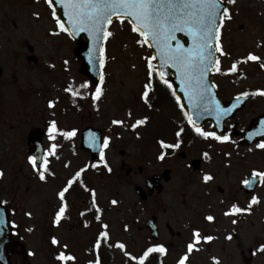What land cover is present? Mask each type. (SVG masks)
Wrapping results in <instances>:
<instances>
[{
    "label": "rangeland",
    "instance_id": "rangeland-1",
    "mask_svg": "<svg viewBox=\"0 0 264 264\" xmlns=\"http://www.w3.org/2000/svg\"><path fill=\"white\" fill-rule=\"evenodd\" d=\"M227 7L233 17L222 29V43L228 55L219 56L223 74L215 72L212 81L220 99L228 104L246 91H264V67H261L264 62V0H236ZM110 31L114 36L108 38L104 50V81L100 85L104 94L97 101L96 110L89 106L91 109L77 114L72 111L74 98L64 86L85 94L87 89L93 93L95 86L80 73L81 62L74 55L76 44L69 35L64 32L53 35L59 29L52 8L46 0H0V67L4 70L0 80V148L8 147L19 132L27 133L34 125L32 119L48 120L56 111L68 110V130L80 136L82 130L93 127L103 131L104 138H110L104 153L113 173L98 176L89 172L85 176L95 190V204L114 210L107 219L112 225L113 241L128 244L132 253L141 247V235L138 234V238L128 229L126 215L119 211L145 205V222L157 216L160 234L159 242L154 244L145 232V250L163 245L167 249L164 264H178L186 254L185 264H217V261L219 264H264V253L258 251L264 244V183L260 182L256 192L249 196L240 190L254 170L264 171V149L257 148V144L243 145L241 138L232 134L224 143L199 136L187 150H182V144L179 149L162 148L160 141L177 142L174 130L182 121L180 111L176 105L175 109L162 106L161 110H148L150 105L146 106L142 93L148 82L145 58L152 52L149 47L136 43L139 37L131 32L127 22L120 25L116 21ZM28 45L34 47V54L29 53ZM249 53L260 56L261 61L244 62ZM31 55L36 56L37 64L28 61ZM238 61L237 73L241 77L234 82L227 74ZM85 82L90 87L79 88ZM149 95L148 104L155 100L151 91ZM252 96L253 100L243 111L226 123L229 132L236 128L241 133L254 118L264 116V95L252 93ZM50 101L54 102V107H49ZM21 118L28 121L20 123ZM142 118H146L147 123L133 128L135 121ZM114 120H121L123 124H113ZM203 129L212 131L211 124ZM79 145L76 142L66 150L62 159L66 169L62 167L63 173L55 176L51 192L37 199H32L31 194L22 195L11 207L12 221L19 229L16 240L23 246V254L14 258L13 264H69L51 254L44 236L51 228H55L53 232L58 241L55 253L65 251L75 256L71 264L93 262L77 253L79 239L88 241L89 235L75 231L68 234L69 222L55 223L56 213L62 206L57 187L62 188L61 183L65 187L90 161V156L80 151ZM121 151L128 154L127 165L135 169L129 177L117 168ZM166 151L175 154L170 157ZM179 152L187 153L188 158L178 159ZM161 154H165L164 160L159 159ZM193 159L203 160L200 172L192 171L189 162ZM139 168L143 169L142 174ZM166 169L172 171V180L164 185L163 193L142 203L134 189L144 188L147 178L161 175ZM205 175H212L213 180L206 183ZM253 196L259 203L253 205L250 212L225 215L233 205L247 208ZM0 199L6 206L15 200L3 192ZM113 200L117 203L113 204ZM69 203L73 205L74 200L70 199ZM209 215L215 217L214 221L206 219ZM233 220L237 223L233 224ZM197 230L214 239L195 244L193 233ZM229 235L231 240L227 238ZM189 243L195 244L198 250L187 253ZM110 260L108 264H124V259L118 255Z\"/></svg>",
    "mask_w": 264,
    "mask_h": 264
},
{
    "label": "snow or ice",
    "instance_id": "snow-or-ice-1",
    "mask_svg": "<svg viewBox=\"0 0 264 264\" xmlns=\"http://www.w3.org/2000/svg\"><path fill=\"white\" fill-rule=\"evenodd\" d=\"M46 3L52 8V16L56 21V26L59 32H54L53 35H59L60 32H64L69 36L78 35L81 32H86L92 40V49L89 52L88 60L90 63H99L100 67L104 66V48L103 42L108 38L113 37L114 33L109 30L110 26L115 20L119 21L120 25H124L126 22L130 25L132 33L137 34L139 39L136 43L141 47L147 46L153 48L155 54L146 57L147 67V83L144 85V91L142 93V99L147 104L150 99V91H155V81L158 79L167 89L171 90L172 96L176 98L177 103L184 118L187 120L188 125L192 130L200 137L212 139L221 143L229 141L230 137L218 135L215 131H205L193 116L185 111L184 104L180 103V97L176 95V89L173 84L166 78L167 69L169 66L174 68L179 74L181 91L187 96L189 106L194 111L203 109L208 114H215L217 122L226 116L231 109L224 108L220 101L215 98V94L211 91L208 83V74L215 70L223 74L220 67L219 56H226V52L222 43V29L225 26L226 21L232 20V13L226 4H235L236 0H60L61 6L64 9V15L68 17L67 25L57 15L54 7V0H46ZM177 33H185L191 38V46L185 47L177 39ZM99 51L100 58L96 59V53ZM158 61V63H153ZM249 61H261V57L255 54L249 53L244 62ZM68 63L67 60L64 61ZM234 63L229 68L230 73L238 71V64ZM261 67H264V62L261 63ZM104 81V76L101 73L100 84ZM90 85L85 82L79 86L81 89H87ZM66 91L70 92L73 96H80L78 89L69 87ZM103 89L100 86L95 87V91L92 94V100L98 101L103 96ZM259 94L264 95V91ZM246 97L249 94L243 93ZM239 99V98H237ZM49 107H54V102H49ZM131 116V113L128 114ZM147 123L146 118L136 120L132 125L133 128L141 126ZM113 124H123L121 120H114ZM49 139L55 140L56 135H62L64 138H71L75 136V131L60 132L55 120L51 122L49 128ZM184 129L180 128L176 132V136L180 137ZM258 135L264 136V129H262ZM252 138V134H249V139ZM89 146H94L98 143L97 137L93 133H89ZM110 144V138L105 137L100 151V160L104 162V167L111 172V168L108 166L105 160V153L103 149L107 148ZM161 147L164 149H179L181 143L179 140L174 144L165 143L160 141ZM59 145L53 143L48 152L50 156H56V150ZM259 149H264V142L256 145ZM207 157L208 153H204ZM29 163L36 170L39 179L45 180L46 173L49 172V161L47 159L38 160L36 156H30ZM160 160L165 159V154L159 156ZM97 165H92L96 167ZM86 169H80L75 173L72 179L67 181L65 187L59 192L58 196L62 202V206L55 216V223L59 225L62 217L64 216L67 203L65 202V195L72 188L73 184L79 183L82 173ZM4 172L0 170V178H3ZM253 178H259L260 182L264 183V171L252 172ZM203 180L207 183L213 180L212 175H205ZM253 183L252 179L244 180L245 187H250ZM95 203V192L89 190ZM113 204L117 201L113 200ZM259 203V199L255 196L252 197L250 204L247 208H240L237 205H233L232 208L225 213V215H239L244 212H250L253 205ZM98 210V209H97ZM29 215H31L29 213ZM99 219V217H96ZM208 221H214L215 217L209 215L206 217ZM3 221L0 220V224ZM233 224L237 223L236 220L232 221ZM105 231L100 233V239L97 240L95 247L100 248L101 241H107L109 234L106 231L108 225H103ZM229 240L232 236L227 237ZM193 239L195 244H199L201 241L210 242L214 239L212 236H203L199 230L193 233ZM53 244H57L58 241L53 238ZM195 244L189 243L187 246V253H192L194 250H198ZM117 247L124 249L125 245L119 243ZM65 247H67L65 245ZM259 252L264 253V244H262ZM167 249L163 245H155L147 248L143 255L139 258L132 256L131 259L139 261V264H145V261L152 253L165 254ZM58 259L62 262H74L76 257L73 255H66L61 252ZM188 260L186 254L182 257L178 264H185ZM90 264H100L99 257ZM217 264L219 262L217 261Z\"/></svg>",
    "mask_w": 264,
    "mask_h": 264
},
{
    "label": "flooded vegetation",
    "instance_id": "flooded-vegetation-1",
    "mask_svg": "<svg viewBox=\"0 0 264 264\" xmlns=\"http://www.w3.org/2000/svg\"><path fill=\"white\" fill-rule=\"evenodd\" d=\"M69 113L70 111L68 110H58L54 113L53 118L48 120H46L44 117L40 119H32L34 125L30 130L27 131V133L24 134L19 132L17 135H15V140L10 143L8 147L0 148V170L4 172L3 178H0V193L3 192L6 195L13 196L15 198L14 201H10L9 209L13 205L17 204V198L22 195L31 194L33 196L32 199H37L40 195L49 193L51 189L50 186L53 187V184L55 183V176H58L59 173H63V171H61L62 167L63 170L66 169V164L62 165V159L64 158L65 152L69 149L70 145H73L76 142L79 143L80 136L75 134V136L71 138H64L62 135H58L54 132L53 134L56 135V139L50 140L48 130L51 126V122L55 120L60 132H71L72 130H68L67 128L68 120L66 117L69 115ZM18 116L21 117L20 114ZM25 121L27 122L28 119ZM25 121L23 118L20 119V123ZM32 130L43 131L38 133L39 136L44 137L42 142L44 149L42 160L47 159L49 161V172L45 174L46 179L43 181L39 179L36 170L33 169L28 159L30 157L28 153V135ZM53 143L59 145L58 149L56 150V156L48 155ZM119 156L117 168L119 167L121 171L125 172L129 169L131 170L130 174H132L135 169L128 166L126 163L128 160V154L125 151H121ZM51 160H54L55 162H51ZM98 168L100 169L101 166ZM61 185L63 188L64 184L61 183ZM62 188L57 187L56 190L60 191ZM82 196L83 193L77 195L78 199H73V205L69 204V209H66V212L61 219V221L64 220L65 222H69L68 227L70 229V233L68 234H71L73 231H75L76 233L83 232V234L89 235L88 241L81 242L79 239V252L77 253L81 255V258H89L90 260L95 261L97 257H99L101 262L102 260L111 261L110 259H113L115 255H118L123 259H125V257L131 259L132 256L139 258L143 255L145 251V232L149 234L148 230L145 228V205H136V207H130L129 210L119 211L120 213L126 215L125 221L128 229L133 230L134 235H137L138 238L139 235H141V247L132 253L129 252L128 247L130 246L128 244H124V242L121 241L115 242L112 239V225L107 219L109 215L114 212V210L111 208L107 210L101 205L87 203L86 200L82 199ZM66 198L68 197L65 196V199ZM153 198L154 196L149 200H152ZM36 203H38V201H36ZM97 216L99 219L96 218ZM105 224L108 225L106 231L109 234V239L107 241H101L100 248L97 249L95 245L97 240L100 239V233L105 231L103 227ZM54 229L55 228L46 230L44 236L50 246L51 254L56 257L59 256L60 253H55L54 251L58 245V243H52L53 238L56 239V236L53 232ZM119 243H123L125 248L121 249L117 247L116 245ZM130 243L132 242L130 241ZM64 253L66 255H70L69 252L66 253L64 251Z\"/></svg>",
    "mask_w": 264,
    "mask_h": 264
},
{
    "label": "water",
    "instance_id": "water-1",
    "mask_svg": "<svg viewBox=\"0 0 264 264\" xmlns=\"http://www.w3.org/2000/svg\"><path fill=\"white\" fill-rule=\"evenodd\" d=\"M226 6V5H225ZM54 7L56 9L57 15L61 17V19L65 22L67 25L68 17L64 15V9L61 6L60 0H54ZM115 21V18H114ZM112 26V25H111ZM110 26V27H111ZM110 29V28H109ZM177 39L180 41V43L184 44L185 47L191 46V38L188 37L185 33H177ZM74 41L77 43V48L75 50V55L77 58L81 61L82 67H81V73L95 85L100 84V76L101 73L103 74V68L100 67L99 63H90L88 60V55L90 50L92 49V40L88 36L86 32H81L78 35L71 36ZM85 38V39H83ZM107 41V40H106ZM106 41L103 42V48L106 45ZM153 51V55L155 54L154 49L151 48ZM28 50L30 53H33L35 49L31 46L28 47ZM100 53L97 51L96 53V59L99 60ZM30 62H37V59L35 57H30L28 59ZM158 63V61H156ZM215 70L211 71L208 74V83L211 91L215 94V98L220 101V104L226 108L231 109V111L224 117H222L217 122L215 114H208L203 111V109H200L199 111H194L189 106V101L187 96L180 90V79L179 74L176 72L174 68L167 69V76L166 78L169 80L170 83H173L176 89V95L180 97L181 102L184 104L185 111H188L190 115L193 116V119L197 121V123L203 127L206 122H212L213 123V130L221 136H227V129L225 127V123L228 120L233 119L236 114L243 110L246 103L251 100V97H238L239 99H234L232 103L228 106H226L218 97L217 91L215 86L212 83L211 76ZM3 76V69L0 67V79ZM262 129H264V116H260L256 119H254L249 127L248 130L243 132L242 134H238L235 132L236 135L241 136L243 138L242 143L246 144L248 146L254 145L258 142H264V136L258 135ZM39 131H32L29 134L28 137V145L31 149L29 152L31 155L36 156L39 152L42 153L40 146H38V141L41 140V136L38 134ZM89 133H93L98 140V143L94 146H89ZM249 134H252V138L249 139ZM40 143V141H39ZM102 146V131L95 130L93 128H87L82 133V139H81V150L86 151L91 155V159L93 162H99L100 161V151ZM179 157L182 159H186L185 153H180ZM202 161L201 160H194L191 162V166L195 172L199 171L201 169ZM130 170L127 172V175H129ZM250 179L253 180V183L250 187H245L242 185L241 189L247 194L250 195L255 192L257 185L259 183L258 178L251 177ZM162 180H164L165 183H168L171 180V171L166 170L162 176H152L146 181V187L149 190L148 195L141 187H137L135 189V193L138 197L141 198V200H147L148 196H152L154 194V191L156 190L159 194L163 191L162 186ZM0 220L3 221L2 224H0V264H11V258L15 255L17 249L20 247V243L14 240L13 234L16 231V227L12 224L10 220V215L5 206H3L0 203ZM156 218L151 219L147 223V228L151 231V237L154 241H157L159 239V234L157 232L156 227Z\"/></svg>",
    "mask_w": 264,
    "mask_h": 264
},
{
    "label": "trees",
    "instance_id": "trees-1",
    "mask_svg": "<svg viewBox=\"0 0 264 264\" xmlns=\"http://www.w3.org/2000/svg\"><path fill=\"white\" fill-rule=\"evenodd\" d=\"M236 77L237 78H235L233 75L230 76V78H232L233 80L238 79L240 76L236 75ZM87 91L88 92L83 96H75V106H76L77 110H83L84 111L87 109H91V108H89V106L92 107V109L96 108V102L92 100V94L94 92L92 93L89 90H87ZM155 91H156V95L158 94L157 97L159 96L162 99V97L164 96V93H165V89H161L160 85L157 81L155 84ZM160 103H159V99H158V103H157L158 108H160V105H161ZM180 128H183L184 131L179 138L182 140V142L184 144V148H187L188 146H190L191 142L196 139V133L192 130L191 126L188 125L187 122L184 125H182ZM183 139H185V141ZM83 188L85 189V196L88 197L90 195L89 189L87 187H83L82 185H78L75 188V192L78 194L79 190H83ZM146 263L147 264H159V256L157 254L150 256L149 258H147Z\"/></svg>",
    "mask_w": 264,
    "mask_h": 264
}]
</instances>
